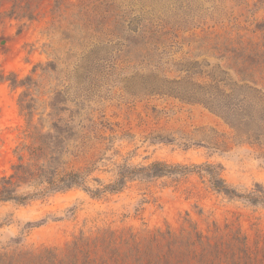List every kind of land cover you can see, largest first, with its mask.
<instances>
[{"label": "rangeland", "instance_id": "obj_1", "mask_svg": "<svg viewBox=\"0 0 264 264\" xmlns=\"http://www.w3.org/2000/svg\"><path fill=\"white\" fill-rule=\"evenodd\" d=\"M141 29L164 34L165 61L194 59L205 37L264 49V0H0V177L18 148L60 139L62 170L91 190L155 162L212 165L240 193L264 184V148L203 106L127 93L150 74ZM178 173L2 203L0 264H264V207Z\"/></svg>", "mask_w": 264, "mask_h": 264}, {"label": "trees", "instance_id": "obj_2", "mask_svg": "<svg viewBox=\"0 0 264 264\" xmlns=\"http://www.w3.org/2000/svg\"><path fill=\"white\" fill-rule=\"evenodd\" d=\"M135 34V51L150 74L131 79L126 87L129 95L136 98L162 96L201 105L230 128L233 139L264 148V49L205 37L200 40L194 59L165 61L163 56L170 53L160 49L164 46L163 33L141 29ZM172 72L176 74L174 78L168 76ZM59 140L37 139L34 144L16 150L19 163L12 167V174L0 177V205L4 202L26 204L76 188L101 196L121 191L128 179H152L179 171L182 176L197 173L208 178L211 189L230 200L264 207V184H256L252 191L240 193L212 165L190 168L155 162L148 167L127 168L119 172L114 184L91 190L87 173L62 170L67 151ZM22 152L29 154L27 163Z\"/></svg>", "mask_w": 264, "mask_h": 264}]
</instances>
